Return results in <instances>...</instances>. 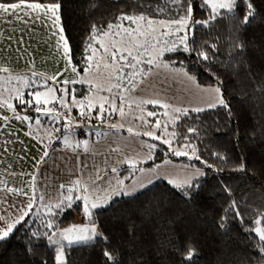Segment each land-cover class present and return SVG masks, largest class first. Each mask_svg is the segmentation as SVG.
<instances>
[{
	"label": "snow or ice",
	"instance_id": "snow-or-ice-1",
	"mask_svg": "<svg viewBox=\"0 0 264 264\" xmlns=\"http://www.w3.org/2000/svg\"><path fill=\"white\" fill-rule=\"evenodd\" d=\"M120 0H112L113 4H119ZM96 0H88V5L94 7ZM161 0H149V3H142L141 0H135V3L130 6L138 9V13L119 12L114 17L112 23L103 26L96 24L91 25L88 30L86 40L82 42L80 59H75L73 46L66 34L63 14H62V0H0V22L7 21L12 23L16 21L28 25L29 22H40L46 25L56 38L54 43L58 52L64 61L63 69L56 73L51 78L44 77L39 87L47 86L48 80L56 81L59 77H65L59 80V83L64 87L58 90L62 96L58 101L42 100V96L48 95V92L35 91L30 93V98L24 100L22 95L16 97L23 106L22 111L27 112L29 108L35 113L39 114L35 117V123L40 125L41 116L50 118V122L59 123L61 120L66 121L69 126H72L74 119L79 120L84 127H88L91 120L95 119L101 124H106L108 128H119L115 124H108L113 113H119L124 116L123 105L128 104L131 108L132 103L138 105L151 104L154 107L159 106L163 109H169L172 105L166 100L159 98L153 99H137L132 96L125 97L124 93L135 92L137 87L143 85L148 79L149 74L155 67L170 68L175 74L184 77L186 81L192 85L199 95L201 103L197 106L191 107H175L174 112L181 114L182 117H188L189 112L199 114L207 110L223 108L229 117L231 116V108L224 98L223 81L211 70L213 63L218 58L216 53L218 51L217 45L201 44L196 45V32L201 29H207L214 26L217 19H228L232 24V31L229 37V57L233 61V74L237 72V65L247 70V78L254 85V92L258 93L254 99L264 102V77H261L260 83H257L256 76L248 69L243 57L246 55V45L243 42V33L248 30L252 23H254L259 13L257 11L256 0H163L164 6L159 7ZM264 3V0H262ZM171 5V7H169ZM223 10V11H222ZM150 12L155 15H167V18L160 20L151 19L145 12ZM175 12V15L172 13ZM198 12H205L207 18H197ZM236 13V15H232ZM140 21L145 25L151 26L154 23L162 30L159 36L151 33H141L137 27ZM127 22L129 27L123 29L121 35V25ZM264 22V20H262ZM173 29V32H169ZM112 34L118 39H113L107 43H102L101 39ZM174 37V38H173ZM137 38L144 39L143 44L136 42ZM12 37H9L11 40ZM22 42L21 37L17 38V43ZM155 45H163L156 48ZM154 50L155 55L146 59L147 68L141 65L137 60V56L141 51ZM209 50L213 55H209ZM182 51L184 54L192 58L194 65L203 64V71L213 83L201 85L195 75L189 74L184 61L162 60L161 57L165 53H177ZM135 53V54H134ZM107 58L113 65L118 64L116 68L115 79L117 83L114 85L116 95H113L109 100L104 97L105 102L108 103V108L104 104H100L96 109V115L93 117V105L88 97L77 101L74 94L72 95V102L69 104L66 97L70 94L68 88L69 84L75 85L78 83H85L84 80H75L66 76V73L77 72V65L83 64V70H88L93 61L98 64L100 59ZM107 66V65H106ZM127 70V71H126ZM8 72V68L3 69ZM41 74L32 72L30 77L25 74H19V80L31 81L33 85L36 84ZM109 93L113 91L112 88L107 89ZM74 92V90H73ZM119 98L121 107H117L116 99ZM49 103H58L57 108H45L44 105ZM35 105L34 108L32 106ZM72 107H77V117H71ZM0 108L10 109L12 115H0V132H3L9 127L8 122L11 119L20 121H31L32 116L20 115L12 103L8 100L0 101ZM65 111L67 115H65ZM149 117L157 115L156 112L150 111L147 113ZM180 117H174L173 123ZM143 120V116L138 117ZM195 123H198V116ZM147 123V122H146ZM120 127H123L121 125ZM154 129H160L161 135H156L155 131H144L143 133L134 132L132 127L127 128V132L134 138L141 135L148 137L157 143H142L141 148H146V153L140 159L130 158V160L122 161V163L129 164L128 174L121 176L119 172V164L121 161H115L114 166L108 168L107 161L105 167L100 168L95 166V177H89L88 181L82 183L80 178L75 180H68L65 183H59L53 189L55 195L49 194L47 191L38 193L36 191V175L29 174L31 180L29 187L32 194L29 195L23 187H8L5 186L0 190V242L8 240L14 234L23 233L27 244L25 245V252L33 255L34 247L41 241L45 242L51 247L53 252V264H69V253L74 247H93L100 250V255L103 258L104 264H125L122 258L123 253L118 247V243L114 244L110 234L106 233L97 222L96 216L98 210L114 206L117 198L120 197H134L137 193L149 188L158 180H164L166 183L183 199L191 200L194 193H198L202 187L201 180H205L209 172L215 173L219 180V176L223 173V167H216L209 163L207 159H203L199 148L195 144L192 137L199 139L201 131L197 127L189 126L184 132L186 134L179 135L175 128L172 132H167L168 126L165 125L161 129V124L157 120L154 124ZM59 132V128L53 129ZM235 131V130H234ZM167 133V137L164 135ZM9 136L15 135L14 131L8 132ZM2 138V137H0ZM19 140V137L16 138ZM60 139V137H57ZM67 145V136L64 138ZM238 140V137H237ZM174 141L178 146H173ZM7 143V141H5ZM160 145L166 146L161 151ZM83 147L84 152H89V140L76 141L72 147ZM9 149L5 148L7 152ZM115 151V149H113ZM159 152L163 157L160 163H153L151 167H143L144 163L152 160L155 161L156 153ZM185 157L187 161H196L193 163H182L179 167L173 165V162L168 157ZM210 158L215 159L221 165H228L229 158L220 152L212 151L209 153ZM46 157H49V152L45 150L43 154L35 160V169L39 173L41 165L46 163ZM239 162L231 166L233 172H245L246 164L241 155ZM171 165V168L167 166ZM198 165V166H197ZM11 165H9V168ZM84 167H89L85 164ZM205 169L208 171L206 172ZM113 174L114 179H107V173ZM136 173L141 177L147 179H137ZM13 178L24 175L23 173L6 172ZM125 180H129V185H125ZM98 181H106L104 186H101ZM221 189L228 195L229 199L226 205L221 209V215L216 223V226L221 231L227 234L226 222L230 218L238 219L243 222L244 217L241 214V205L232 196L230 185L219 181ZM51 187V185H46ZM6 193H11L15 197H23V199H12L9 202ZM73 205L79 208L80 214L84 217V222L81 224H70L68 227L61 228L60 223L64 213L73 209ZM247 211H254L249 208ZM264 211H256V216L253 217L251 226L244 229L245 232L254 233L258 238L257 242L252 245L257 250L260 259L255 264H264ZM131 233V227L129 228ZM131 239H135L131 236ZM174 254L179 258L175 264H196L197 249L195 243L190 239H185L182 243L180 241L172 242ZM41 264H48L47 260H42Z\"/></svg>",
	"mask_w": 264,
	"mask_h": 264
},
{
	"label": "trees",
	"instance_id": "trees-1",
	"mask_svg": "<svg viewBox=\"0 0 264 264\" xmlns=\"http://www.w3.org/2000/svg\"><path fill=\"white\" fill-rule=\"evenodd\" d=\"M141 2L149 3V0H141ZM152 2L154 3V0ZM134 3L135 0H120L117 5L113 4L112 0H96L95 6L92 7L88 5V0H62L61 11L64 26L73 46L75 59H80L82 42L86 40L91 25L103 26L112 23L119 12L138 13L137 8H130ZM158 6H164L163 0ZM256 6L259 16L242 34L243 42L246 45V55L243 60L248 69L256 76L257 83H260L261 77H264V22H262L264 20V3L262 0H256ZM145 14L149 17L167 18L166 14L153 16L147 11ZM172 15H175V12ZM232 15H236V13ZM197 18L205 19L207 17L205 12H198ZM231 31V21L225 18L217 19L214 26L207 29L201 28L196 32L197 46L212 43L217 45L216 56L218 58L213 63L211 70L224 83L222 91L225 100L230 105L231 116L229 117L223 108L217 107L199 114L189 112L188 117H182L181 114L175 113L173 117H170L168 124L164 122L161 126L163 129L167 125L170 132L175 128L179 135L186 134L184 130L189 126L199 128L201 131L200 138L192 137V139L199 148L202 158L207 159L209 163L218 168L223 167L224 171L220 174L219 180L215 173L209 172L206 179L201 180L202 187L198 193L193 194L191 200L183 199L166 181L158 180L149 188L137 193L136 196L117 198L114 206L98 210L97 222L106 233L110 234L114 244L119 242L118 247L123 253L122 258L125 260V264H175L179 258L174 254L172 242L178 240L182 243L185 239H190L195 243L197 249L196 264H255L260 259L257 250L252 247L258 238L254 233L245 232L244 229L251 226L256 211H264V102L254 99L258 93L254 92V85L247 78L246 69L237 65L238 70L233 74V61L229 57ZM209 55H213L211 50H209ZM105 60H101V63ZM137 60L142 62L141 57H137ZM162 60H175L177 66L179 61H184L189 74L195 75L200 84L213 83L201 71L203 64L194 65L192 58L182 51L165 53ZM94 63L97 64L94 60L89 69L93 70ZM83 68V64L77 65L78 72L84 73ZM0 73L2 72L0 71ZM31 73L7 72L5 74L12 76L25 74L26 77H30ZM43 78L40 76L35 85L30 80H18L19 85L22 86L11 93L14 98L11 99L12 101L9 100V103H12L17 111L32 116L33 120L39 114L32 111L31 108L27 112L22 111L23 106L16 97L22 95L26 101L34 98L30 96V93L54 85L49 79L47 86L39 87L38 85ZM110 79L116 81L115 73H111ZM93 87L92 82L68 85L69 90L71 92L74 90L73 94L79 98L91 94ZM59 88H61L60 85ZM34 107L35 105L32 106V108ZM98 107L93 108V117H95V110ZM132 107L131 110L125 109L124 116L113 113L107 123L117 125L119 132L123 134H129L127 128L132 127L134 132L143 133L151 130L155 131L156 135H161V130L154 129L153 126L157 120L164 121L166 118V116L162 117L165 114L163 108L154 107L151 104H142L140 107L132 104ZM75 110L78 109L75 108ZM150 111L156 112L157 115L149 117L147 113ZM142 113H144V117L143 120H140L138 117ZM197 116L199 122L195 123ZM174 117L180 118L173 123ZM120 118L123 119L121 121L123 127L118 126V119ZM42 119L44 118L42 117ZM43 123L45 124L44 120ZM88 123L99 125V128L93 129L96 131L93 134L95 136L99 135L100 131L117 132L116 129L108 128L106 124H101L95 119ZM39 130L41 131V129ZM34 131L37 132L35 129ZM80 132L81 135H84L87 130L84 127ZM139 138L147 143L159 144L158 141H152L143 135ZM57 146L71 147L70 144L66 145L61 140H56L48 152L50 153V150ZM173 146H178L175 141ZM165 147L160 145L161 151ZM212 151L226 155L229 158L228 165H221L219 161L210 158L209 153ZM155 155V161L149 160L143 164V167L149 168L153 163H160L163 157L159 152ZM241 155H243L246 164V171L243 173L233 172L231 166L239 162L238 158ZM168 158L180 163H196V161H187L185 157L170 156ZM129 166L125 163L119 166L121 176L128 174ZM205 171L208 170L205 169ZM138 174H135L136 177ZM219 181L230 185L232 196L241 205V214L244 217L243 222H241L230 215L226 222L227 234L216 226L221 215V209L229 199L228 195L221 189ZM128 183L130 181L125 180V185ZM249 208L254 211H247ZM70 211L71 209L64 213L62 221L65 220ZM130 227L131 233L129 232ZM131 236H134L135 239H131ZM26 244L27 240L23 233L14 234L8 240L0 242V264H41L42 260L48 261L50 246L45 242L41 241L34 247L33 255L25 252ZM69 264H104V261L100 255V250L92 247L88 255L72 259Z\"/></svg>",
	"mask_w": 264,
	"mask_h": 264
},
{
	"label": "crops",
	"instance_id": "crops-1",
	"mask_svg": "<svg viewBox=\"0 0 264 264\" xmlns=\"http://www.w3.org/2000/svg\"><path fill=\"white\" fill-rule=\"evenodd\" d=\"M11 31L18 33L20 36L22 35L21 43L9 40ZM49 33H51L52 36L51 43L55 45L54 40L56 38L52 35L49 28L40 22H29L28 25L16 21H13L11 24L7 21L0 22V68H8L14 72H36L48 78L56 75V73L63 69L64 61L56 45L55 48L51 46V57L48 56V51L45 47L46 43L41 37L42 35L47 36ZM104 59L108 60L106 57ZM154 69L155 66L153 70ZM153 70L147 79H150V81L146 80L143 85L138 86L134 92V96H138L140 91H146V89H148V91L143 94L148 96L149 90L157 89L161 97L172 103L171 98L165 95L166 92L164 89H159L160 86L155 88V85H158L159 82L157 80L158 78L154 77L156 74L153 73ZM89 72V69L84 73L78 71L76 73L68 72L66 76L75 80H82V77L85 78ZM152 77L154 78L152 79ZM64 78L65 77H59L56 81L50 80L54 84L57 83V85H60L62 88L64 85L60 84L59 80ZM84 81L91 83V80ZM170 83L171 82H169V84ZM167 90L170 91L169 89ZM171 90H173V88H171ZM132 93L133 92H131V94ZM159 99L162 98L159 97ZM127 105L128 104L124 107ZM18 113L20 115H26L25 113ZM4 114L11 116L12 112L10 110L8 112L0 111V115ZM40 120V128L36 130L37 132L34 131L36 123L33 119L31 121L11 119L8 122L9 127L3 132H0V137H2L0 138V190L5 186L23 187L25 191L31 195L32 190L29 187V181L31 180L29 174L31 173L36 175V191L38 193L47 191L49 194L55 195L53 189L59 183H65L70 179L75 180L77 178H80L83 183L84 181H88L89 177L94 178L95 166L104 168L105 161H107V167L110 168L114 166L113 162L115 161H121L119 164L120 166L122 161L135 158L126 151L129 148H132L134 152L137 150L141 155L147 151L146 148L140 147L142 143L147 142L139 137L134 138L130 134H123L121 132H105L107 136L99 140L98 143H92L93 147L89 152H84L83 149L78 151L77 148H73L72 145H70L71 147L57 146L54 149L52 148L49 153V159L41 166L39 173H37L35 169V160L39 158L45 150L49 151V148L54 145V142H47L43 137V133L45 131H51L52 128L50 127L47 129L45 127L46 124L43 123L42 116ZM39 129H41L42 132ZM11 131H14L15 135L9 136L8 132ZM17 136L19 140L16 139ZM5 141H7V143H5ZM107 142L113 143L106 145ZM121 147H124V149ZM5 148L9 150L5 152ZM113 149H115V151H111ZM95 156L100 158L97 162H95ZM52 159H54L53 165H55L56 172L55 168L50 167ZM172 162L175 166L182 164L176 161ZM85 164L89 165V167H84ZM9 165H11L10 168ZM169 166L172 167L171 165ZM45 170H48L51 174L57 175L55 177L56 179L53 181L49 180L50 177L47 176V173L44 174ZM6 172L23 173L24 175L13 178L10 175H6ZM107 179H114L113 174L110 172L107 173L106 180ZM98 183L104 186L106 181H98ZM46 185H51V187L46 188ZM5 195L8 197L9 202H11L12 199H23V197H15L11 193H6Z\"/></svg>",
	"mask_w": 264,
	"mask_h": 264
},
{
	"label": "rangeland",
	"instance_id": "rangeland-1",
	"mask_svg": "<svg viewBox=\"0 0 264 264\" xmlns=\"http://www.w3.org/2000/svg\"><path fill=\"white\" fill-rule=\"evenodd\" d=\"M150 18L153 20L165 19V18H156V17H150ZM125 23L126 22H124V24L121 25V29H120L121 35H123V29L125 27H129L128 23H126V24ZM133 26L137 27L141 33H151L152 35H155L157 37L159 36L160 31L162 30L155 23L149 27V26L145 25V23L143 21H140V23L138 25H133ZM168 31L173 32L174 30L169 29ZM11 37H12L11 41L14 42V41H17V38H19L21 36L18 33L11 31ZM118 38L119 37H114L112 34H109L108 36L103 37L101 39V42L107 43L109 41H112L113 39H118ZM41 39L46 43L45 47L47 48L48 56L51 57L50 56L51 46H53V48H55V45H53V43H51V40H52L51 33H49L47 36L42 35ZM136 42L138 44H143L144 39L137 38ZM162 46L163 45H155L156 48L162 47ZM154 55H155L154 50H148V51H141L140 55L137 57H141V59H142L141 64H142V66H145V65H147L145 62L146 59L149 57H152ZM163 56L161 57V59H163ZM101 60H104V59H100L98 61V64L94 63L93 70L91 71V69H89V71H90L89 74H87V76H85V78L82 77V80H91V82L93 83L94 87H93L91 94L86 96L90 99L91 104L93 105V108H95L96 106H99L102 103L104 104L105 108H108V103L105 102V100L103 98L108 97V99L110 100L113 95H116V89L114 87V85L116 84V81L115 80L113 81L110 78H111V73L112 74L115 73V75H116L115 70H116V68H118L117 66H119V65L118 64L113 65L110 60H107V61L105 60L103 63H101ZM101 64H103V65H101ZM155 69L153 70L154 71L153 73L156 74V75H154V77H157L158 78L157 80L159 82L158 85L157 84L155 85V88H158V86H160L159 89H164V91L166 92L165 95L167 97H170L171 101H172V103H171V102H169V100H167L172 105V107H170L169 109H164L165 114L162 117L166 116V118L164 119V121H159L161 126H162L164 124V122H166L167 124L169 123V120L171 119L170 117L171 116L173 117V115L175 114V112H174L175 107H181V108L194 107V106L199 105L201 103V100H200L199 95L196 93L194 87L192 85H190L184 77H181V76L175 74L170 68H164L161 66L158 68L155 67ZM0 71L2 72V73H0V96H1L0 101L8 100V102H10L9 100L14 98V95H12L11 93H14L16 91V89L20 88L22 85H19L18 76H14V75L12 76L11 74L6 75L5 73H7V72H4L3 69H1V68H0ZM8 72L11 73L14 71H11L9 69ZM14 73L16 74L18 72H14ZM154 77H152V79ZM147 81H150V79ZM169 82H171V83L169 84ZM145 87H147V86H145ZM49 88H51V92L48 93V95H46V96H42L41 99L42 100L47 99L49 101H58L60 99V97L62 96V93L58 90L59 85H57V83L54 84L53 86L50 85V86H47L46 88H42L39 91L48 92ZM109 88L113 89V91L111 93H109L107 91V89H109ZM171 88H173V90H171ZM167 89H169L170 91H168ZM147 91H148V89H146V91H140V94L138 96H134V92L132 94L131 93H124V95H125V97L132 96V97H135L137 99H153V98H159L160 97L164 100V98L161 97V95L159 94V90H157V89L149 90L148 96L146 94H143ZM72 95H73V93L70 92V94L66 97L67 102L69 104H71V102H72ZM74 96H75V99L77 101H81L84 99V98L77 97L75 94H74ZM115 102H116L117 107L119 104H120L119 107H121V103H120L119 98H117ZM126 104L127 103H125L123 105V108ZM132 104H136V103H132ZM136 105L140 107L142 104H140V105L136 104ZM44 107L45 108H54L55 107V108L59 109V104L57 103V104L53 105L52 103H49V104L45 105ZM75 108H77V107H72V110H71V117H73V118L77 117V112L79 110L77 108L78 110L76 111ZM132 108H133L132 105H131V108H129V106L127 105V108H124V112H125V109L131 110ZM9 110L4 109V108H0V111H2V112H8ZM17 112L24 114L21 111H17ZM65 115H67L66 111H65ZM141 116L144 117V113H142L140 115V117ZM42 117L44 118L43 120L45 121V124H46L45 127L47 129L50 127L52 128L51 131H45L43 133V137L47 142H54L56 140H61L62 142H64L63 138L65 136H67V144L73 145L76 141H82L84 139H88L89 140V148L91 150L93 147L92 143H98L99 140H102L103 138H105L107 136L106 133L103 131H100L99 135L95 136V135H93V131H92L93 128H88V127H85L87 132L84 135H81L80 130L82 128H84V126L77 119H74L72 121V126H69L66 121L61 120L59 123H52V122H50L49 117H47V116H42ZM112 119L114 120V117H112ZM122 120H123L122 118L118 119V126L122 124L121 123ZM38 128H40V125L35 124L34 129L37 130ZM54 128H59L60 131L55 132L53 130ZM167 132H170V130L167 129ZM165 136L167 137V133H165ZM57 137H60V139H57ZM116 142L121 144V145H124L121 142H118V141H116ZM112 143L113 142H107L106 145L112 144ZM117 143H115V144H117ZM121 148L124 149V147H121ZM82 149H83L82 146L80 148H77L78 151L82 150ZM111 151H113V150H111ZM126 151L129 152V154H132V156L135 158L140 159L142 156V155L137 156V153H139V152L137 150L134 152V150L132 148H129ZM49 157H50V155H49ZM49 157L45 158L46 161L49 159ZM95 159H96L95 162H97L100 158L98 156H95ZM53 160L54 159H52L50 162L51 168H55V165H53L54 164ZM179 166H176V167H179ZM167 167L171 168L170 166H167ZM55 172H56V168H55ZM45 173H47V176L50 177L49 180L53 181L54 179H56L55 177L57 175L49 173L48 170H45L44 174ZM137 179L146 180L147 178L141 177L138 174ZM83 222H84V217L80 214L79 208L76 205H73V209H71V211L67 214L65 220L60 223V227L65 228V227H68L70 224H81ZM91 249H92V247H90V246L89 247H74V248H72L70 250V253H69V261L72 259H76V258H82V257L88 255ZM52 257H53V252H52V249L50 247L48 264H53Z\"/></svg>",
	"mask_w": 264,
	"mask_h": 264
},
{
	"label": "water",
	"instance_id": "water-1",
	"mask_svg": "<svg viewBox=\"0 0 264 264\" xmlns=\"http://www.w3.org/2000/svg\"><path fill=\"white\" fill-rule=\"evenodd\" d=\"M88 128H99V125H93V124H89Z\"/></svg>",
	"mask_w": 264,
	"mask_h": 264
},
{
	"label": "built area",
	"instance_id": "built-area-1",
	"mask_svg": "<svg viewBox=\"0 0 264 264\" xmlns=\"http://www.w3.org/2000/svg\"><path fill=\"white\" fill-rule=\"evenodd\" d=\"M96 133V131L95 130H93V134H95Z\"/></svg>",
	"mask_w": 264,
	"mask_h": 264
}]
</instances>
